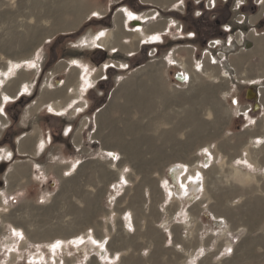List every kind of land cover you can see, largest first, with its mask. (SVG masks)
I'll return each mask as SVG.
<instances>
[{
	"label": "crops",
	"instance_id": "1",
	"mask_svg": "<svg viewBox=\"0 0 264 264\" xmlns=\"http://www.w3.org/2000/svg\"><path fill=\"white\" fill-rule=\"evenodd\" d=\"M238 8L239 11L236 10ZM48 12L53 18L51 30L49 27L44 29L41 26H31L30 28L35 30L27 31L26 36L21 40L0 43L1 133L6 132L5 130L11 126L12 103L21 97L39 93L36 100L21 112L20 125L22 127L30 125L31 129L15 138L16 154L9 149L5 157L2 158L0 154V162H12L17 155L28 157L19 162L14 160L15 163L10 169L12 171L8 179L4 181L6 186L4 195H13L10 192L21 186L19 183L24 177L37 175L46 180L50 173L54 172L57 180L62 183L63 188H66L71 181L75 182V179L81 175L91 178L93 174H96L98 157L82 158L81 154H90L91 149L83 146V133L89 124L92 127L97 126L98 118L106 119L105 122L111 127L109 134L104 138L110 142L113 141L115 145L130 153L127 148L130 144L125 142L122 135L130 129L127 119L123 121L122 129L117 128L112 115H109L107 111L101 113L99 117L96 113L93 121L89 118L84 120L80 128L78 123L73 122L75 119H81L87 111L91 110L94 94L97 93L98 96L105 94L107 90L105 91L102 87L109 80L108 70L118 71L116 66L120 65L121 68H125L124 70H128L132 63L138 64L141 61V64L134 69L137 72L130 81L120 77L122 84L117 95L124 100L119 107L126 115L133 108L138 111H148L146 106H151L153 101L147 100L155 95L154 93L146 94L136 88L138 85L130 86V84L138 81L137 83L143 84L144 87L152 85L156 95L168 101L169 94L164 89V83L162 84L161 68H165L168 72L166 76L175 91L180 88L178 84L184 82L179 81L181 78L176 77L177 73L188 74L190 79L188 86L192 87L194 82L198 81L193 74L204 73V70H207V73L212 74L217 80L213 91H221L223 98L228 100L232 109L231 118L225 128L227 129L232 120L241 118L244 120L242 130L247 137L246 139L224 137L217 142L220 150L225 149L226 146H233L234 152L228 156V159H224L233 166L229 181L231 183L226 185L225 182H221V172L217 173V189L214 193L216 197H213L215 202H205L204 193V195L201 194L202 197H196L200 192L205 191V170H212L214 166L212 161L215 156L211 155V152L206 159L199 160L198 169H195V172L187 175L191 181L192 174L200 173L196 175L200 178L198 189L189 196L179 193V188H184L183 185L187 179L183 174L184 170L182 171L173 188L168 186L170 193L174 194L170 195V199H179L181 204L175 209L173 216L166 220L167 223L165 221V224L160 225L159 228L167 233L169 248H174L181 261H185L184 258L182 259L184 254L187 264H208L209 257L216 259L218 264H264V154H254L249 150L251 144H257L253 146L255 148L264 146V0H57L53 6H46L44 14H49ZM50 15H44V17ZM103 24L110 26L101 27ZM84 26H93L95 29L88 37L84 36L81 41L69 44L75 51L74 54L66 60L57 61L54 68L46 75V71L43 72L41 69L44 61L41 57L44 45L42 43L36 46V44L44 35L50 33L61 32L62 35L77 36L78 30ZM230 27L232 31H225V28L230 29ZM63 29H66V32ZM238 34L241 35V41L248 42V46L240 48L237 52H230V47L233 45L232 39ZM48 43L50 41L46 44ZM87 46L90 48L84 49ZM18 47L20 52L17 51ZM218 48L220 53H214ZM87 50L97 51L100 56L103 55L101 59L105 65L102 64L99 71L94 62H88L81 56V53ZM151 63L152 65L148 66ZM200 63L203 64L199 67ZM218 64L221 66L220 72L216 71ZM211 67L213 72H209ZM63 73L62 79L59 78ZM242 86H245L243 93ZM109 93L111 94L108 91L107 97L110 96ZM202 93L196 96L200 98L201 105L194 111L195 114L203 111L204 103H209V94ZM139 96L144 100L139 102L140 105H135L134 99ZM244 97H248L245 103L242 102ZM113 103L118 104L115 100ZM153 103L155 107L156 98ZM101 110L102 108L98 112ZM257 111H262L260 118L253 116L255 114L253 112ZM40 113L45 117L47 126H42L39 121L35 122ZM25 120L30 121L29 124ZM149 125L141 124L137 125V128L145 130L150 127ZM195 128L201 131L203 128L207 130V121L204 122L201 119L200 124ZM91 133L94 132L91 131ZM94 139L95 135L92 136V140ZM53 143L62 145L59 147L60 151L49 156V159L45 158L44 153L47 147ZM105 144L110 146L107 142ZM190 144L191 142H186V145ZM243 145H247V150L237 155L238 147ZM68 150H72L69 156H67ZM100 152L102 158L99 160L104 163L112 164L120 160L118 152L114 149L101 148ZM134 154L131 153L130 156ZM219 156L221 155L217 156V164L222 160ZM207 159L208 162H206ZM41 160H46L51 165L43 170L40 165ZM183 163L186 165H181L185 167L189 164ZM104 169L105 167L101 164L100 175L107 178L108 173L104 172ZM254 177L261 179L259 180L262 184L261 193L255 191L256 185L252 180ZM190 181L189 188H192ZM169 183L173 184L170 175ZM197 202L200 206L193 218L191 207ZM2 205L3 203L0 204V208ZM257 209L261 212L258 213ZM85 215L87 219L84 222H77L78 228L72 231L63 230L62 233H57L56 237L42 239V241L59 242L55 251L52 250L55 263L73 262L72 257L75 256L76 250L83 251L88 256L94 252L91 261L96 264L122 262L125 256L123 250H114L110 238L98 236L97 225L92 221V216L86 213ZM15 219L12 214H9L6 221L15 226L17 225ZM123 220L125 230L127 226H134L132 214L129 213ZM82 225L88 229L86 234L78 233ZM205 226H211V230L204 232ZM103 239L108 249L106 255L110 257L105 260L101 258L103 256L99 252H85L81 244H77ZM11 241V239L8 240L6 244ZM66 242H75L73 253L66 249L67 246L64 245ZM58 250L60 252H57Z\"/></svg>",
	"mask_w": 264,
	"mask_h": 264
},
{
	"label": "rangeland",
	"instance_id": "2",
	"mask_svg": "<svg viewBox=\"0 0 264 264\" xmlns=\"http://www.w3.org/2000/svg\"><path fill=\"white\" fill-rule=\"evenodd\" d=\"M55 3H57V0H0V43L12 40L14 42L15 39L16 41L21 40V38L26 36L27 31L35 30L34 28H30L31 26H41L44 29L49 27L51 30L53 18L49 12V14L44 13L46 6L51 7ZM44 15L50 16L44 17ZM103 26L110 25L103 24L101 27ZM94 29L95 27L93 26L81 27L78 30L77 36L62 35L60 34L61 32L44 35L36 44V46H40L42 43L44 45V50L41 54L42 59H44L41 66L43 72L46 71L45 74L48 75L47 72L54 68L57 61L70 58L75 51L70 48L69 44L81 41L84 36L88 37ZM64 30L66 32V29ZM240 38V34L234 35L230 52H237L240 48L248 46V42L241 41ZM35 39L37 40L36 37ZM47 41H50V43L46 44ZM88 46L84 47V49H89L90 47ZM19 50L20 48L18 47L17 51L20 52ZM214 53L219 54L220 49L218 48ZM81 56L84 59L86 58L85 60L88 62H94L99 68L98 71L102 68V62L104 61L101 58L103 55L100 56L97 51L87 50L81 53ZM144 62L146 61L144 60ZM146 63L148 64V62ZM153 63L155 64V62ZM132 64L128 70L121 68V65L116 66L119 69L118 71L108 70L109 80L102 87L105 91L107 90L105 94L98 96L97 93L96 95L92 93L94 94V99L91 110L87 111L81 119L73 121L74 123H78L80 128L84 120L88 118L92 120L96 113L98 114L97 117H99L101 113L107 111L109 115H112V120L115 122L114 124L117 128L122 129L124 126L123 121L127 119L130 129L126 133L123 132L122 135L125 142L130 144L127 146L130 153L115 145L113 141L110 142L104 138L109 134L111 127L105 122L107 121L105 118V120L98 118L97 126L94 125L92 127L89 124L83 133V146L91 150L89 155L81 154L82 158L98 157V162L96 163L98 166L97 171L91 178L81 175L75 179V182L71 181L66 188H63L62 183L57 180L54 172H51L46 180L37 175L34 177H24L19 183L21 186H18L15 191L10 192L13 195H4L6 188L4 181L8 179L7 177L12 171L10 169H12L15 163L14 160H18L19 162V160H25L28 157L17 155L12 162H0V204L3 203L0 208V264H56L52 248L57 245V242L42 241V239L56 237L57 233H62L63 230L72 231L78 228L77 222L82 223L87 219L85 213L90 214L92 221L96 223L98 236L110 238L114 250H123L125 256L122 262H118L119 264H187L188 261H186L184 254H182V259L184 258L185 261H181L174 248H169L167 233L159 228L160 225L165 224L164 222L170 216H173L175 209L181 204L179 199H170V195L174 194L170 193L168 186L173 188L175 185L173 179V184L169 183L170 171L174 166L186 165L183 162H188L187 167L183 166V174L187 176L195 172V169H198L199 160L206 159L208 153L210 154L211 152V155L215 156L212 161L214 166L212 170H205V191L203 190L196 197H202L205 194V202H215L213 197H216L214 193H216L217 189V173L221 172V182H225L226 185L231 183L229 181L232 177L233 166L231 163L224 161V159H228V156L234 152L233 146H226L225 149L222 150L221 148L220 150L217 142L224 137L246 139L247 136L244 135V131L242 130L244 120L241 118L234 119L227 129L225 128L229 118H231L232 109L228 100L223 98L221 91H213V88L216 87L215 81L217 80H215L212 74H208L207 70H204V73L193 74L194 78L196 77L195 79L198 78V81L197 83L194 82L192 87L188 86L190 83L189 78L184 82L179 80L182 83L178 84L180 88L175 91V88H172L169 83V78L166 76L168 72L165 68H161L160 71L163 77L162 84L164 83V89L169 94L168 101L164 97H158L156 91H153L152 85H148L149 87L145 85L146 89H144V85L137 83V81L130 84V86L138 85L136 88L146 94L149 93V95L154 93L155 95L150 96V99L147 101L154 102L156 98V106L154 107V103L151 102V106H146V110L148 111L145 110L146 112H143V110L138 111L133 108L126 115L119 107L124 103V100L120 95H117V92L122 84L120 77H125V80L128 79L130 81L137 72L134 69L138 64H141V61L138 64ZM202 64L200 63L199 67ZM150 65L152 63L148 66ZM220 69L221 66L218 64L216 71L220 72ZM209 72H213L212 67ZM186 75L189 76L188 74ZM63 76L64 73L59 78L62 79ZM226 85H228L227 82ZM148 89L149 91H147ZM108 91L111 94L109 93L110 96L108 95L107 97ZM241 91L242 93L245 92V86H242ZM201 92L209 94V103H204L205 106L203 105L202 107L203 111L195 114L194 111L201 105L200 98L196 96L200 95ZM38 94L35 93L32 96L25 97L24 102L26 105H19L16 108L24 110V108L36 100ZM140 97L134 99L135 105H140L139 102H143L144 99ZM138 99H141V101H138ZM114 100L118 103L117 105H114ZM245 100H248V97H244L242 102L245 103ZM100 108L102 110L98 112ZM253 113H255L253 116L256 118L262 116V111ZM201 119L204 122L207 121V130L203 128V131H201L195 128L200 124ZM38 121L42 126H47L43 114L37 115L35 122ZM25 122L27 121L25 120ZM29 122L27 123L29 124ZM20 123L21 120H11V126L8 127L12 132L9 140H5L4 138L6 132H0V154H2V158L8 155L7 149L16 154L17 146L14 141L15 138L30 131V125L22 127ZM141 124H150V127L145 130L138 129L137 125L140 126ZM91 131L94 133L92 134ZM93 135H95L94 140H92ZM106 142L110 146H107ZM186 142H191V144L186 145ZM254 145L257 144H251L249 150L254 154L261 153L263 155L264 146L255 148L253 147ZM60 146L62 145L59 143H53L47 147L44 153L45 158L57 154L60 151ZM246 147L247 145L238 147L236 154L238 155L246 151ZM101 148L116 150L119 156L118 159L120 160L112 164L110 162H102L99 160L102 158ZM67 153V156H69V153L71 155L72 150H68ZM131 153L135 154L130 156ZM218 154L221 155L219 159L222 157V160L217 164ZM101 164L105 167L104 172L108 173L107 178L100 175L99 167ZM40 165H42V169L44 170L47 168L46 166L51 164L47 163L46 160H41ZM79 171L78 173H80ZM251 179L247 180L251 181ZM252 180L254 185H256L255 191L261 193L262 184L259 183L260 177H254ZM189 181L190 178L186 179V184ZM199 206L197 202L191 207L193 218L198 213L197 208ZM260 212L261 210H258V213ZM129 213L134 217V226H127L125 230L123 218L129 215ZM9 214H12L17 219H15L17 225L13 226L7 223L6 218H8ZM202 218L206 220L205 217ZM87 230L82 225L78 233L86 234ZM210 230L211 226H205L204 232ZM10 239L12 241L6 244ZM74 243L66 242L64 245L67 246L66 249L68 251L73 253L75 250ZM57 252H60V250ZM68 253L71 254L70 252ZM74 253L75 256L72 257L74 261L69 264H96L91 261L93 259L91 256L94 255V252L90 256L86 255L83 251L77 252L76 250ZM36 255H40V258L37 260L34 259ZM155 256L156 259H154ZM208 264L218 263L216 259L209 257Z\"/></svg>",
	"mask_w": 264,
	"mask_h": 264
},
{
	"label": "bare ground",
	"instance_id": "3",
	"mask_svg": "<svg viewBox=\"0 0 264 264\" xmlns=\"http://www.w3.org/2000/svg\"><path fill=\"white\" fill-rule=\"evenodd\" d=\"M181 81H185V76L183 75ZM115 158V157H114ZM209 160L207 159L206 162H208ZM184 170L183 165H177L174 166L171 171H170V176L171 178L174 180V182H176L177 180H179L178 178L180 177L182 171ZM198 174H200L199 172H197ZM192 174V178H191V186L192 188H189V183H184V188L187 189H182L179 188V193L182 194L183 196H189L190 193H194L197 191L198 189V181H200V178H197L196 175L198 176V174ZM186 178L188 179V177L186 176ZM185 178V179H186ZM131 223V222H130ZM77 244H82L81 247L84 249L85 252H92V251H96L99 252L103 257H101L102 259H106L107 257L110 258L109 256H107L106 254H108V249L106 247V242L103 240L98 241V240H90L88 242H80ZM55 247L56 245L52 248L53 251H55ZM38 258H40V255H36L34 256V259L37 260Z\"/></svg>",
	"mask_w": 264,
	"mask_h": 264
},
{
	"label": "trees",
	"instance_id": "4",
	"mask_svg": "<svg viewBox=\"0 0 264 264\" xmlns=\"http://www.w3.org/2000/svg\"><path fill=\"white\" fill-rule=\"evenodd\" d=\"M25 97H21V98H19L18 100H16L15 102H13L12 103V108H15V109H13L12 110V108L10 107V113H11V118H12V120H14V121H18L19 119H20V115H21V112H22V110L21 109H18V108H16V106H25L26 104H25ZM11 129H7L6 130V133H5V140H9L10 138V135H11ZM0 145H1V143H0Z\"/></svg>",
	"mask_w": 264,
	"mask_h": 264
},
{
	"label": "flooded vegetation",
	"instance_id": "5",
	"mask_svg": "<svg viewBox=\"0 0 264 264\" xmlns=\"http://www.w3.org/2000/svg\"><path fill=\"white\" fill-rule=\"evenodd\" d=\"M241 9V8H240ZM237 11H239V8L238 9H236ZM219 22V20L217 21V23ZM216 23V22H215ZM225 31H227V32H230V31H232V27H230V29H226L225 28Z\"/></svg>",
	"mask_w": 264,
	"mask_h": 264
},
{
	"label": "built area",
	"instance_id": "6",
	"mask_svg": "<svg viewBox=\"0 0 264 264\" xmlns=\"http://www.w3.org/2000/svg\"><path fill=\"white\" fill-rule=\"evenodd\" d=\"M184 76H185V80H187L188 79V76L187 75H184ZM177 77H180V73L177 74Z\"/></svg>",
	"mask_w": 264,
	"mask_h": 264
},
{
	"label": "snow or ice",
	"instance_id": "7",
	"mask_svg": "<svg viewBox=\"0 0 264 264\" xmlns=\"http://www.w3.org/2000/svg\"><path fill=\"white\" fill-rule=\"evenodd\" d=\"M101 35H102V33H101ZM34 66V65H33ZM5 99H7V98H5ZM111 155V154H110ZM57 246H59V242H57Z\"/></svg>",
	"mask_w": 264,
	"mask_h": 264
},
{
	"label": "water",
	"instance_id": "8",
	"mask_svg": "<svg viewBox=\"0 0 264 264\" xmlns=\"http://www.w3.org/2000/svg\"><path fill=\"white\" fill-rule=\"evenodd\" d=\"M178 78H180V77H178ZM182 79V78H181Z\"/></svg>",
	"mask_w": 264,
	"mask_h": 264
}]
</instances>
